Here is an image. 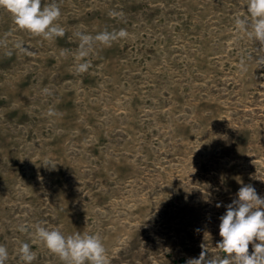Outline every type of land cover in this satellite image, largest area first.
Listing matches in <instances>:
<instances>
[{
	"label": "rangeland",
	"instance_id": "rangeland-1",
	"mask_svg": "<svg viewBox=\"0 0 264 264\" xmlns=\"http://www.w3.org/2000/svg\"><path fill=\"white\" fill-rule=\"evenodd\" d=\"M246 3L41 0L60 8L52 39L0 8L6 264H23L22 243L32 264H63L37 227L98 235L110 264L222 255L220 217L239 188L264 197V43L235 28ZM121 30L81 57L79 34Z\"/></svg>",
	"mask_w": 264,
	"mask_h": 264
},
{
	"label": "clouds",
	"instance_id": "clouds-1",
	"mask_svg": "<svg viewBox=\"0 0 264 264\" xmlns=\"http://www.w3.org/2000/svg\"><path fill=\"white\" fill-rule=\"evenodd\" d=\"M245 7L247 15L235 18V28L264 43V0H247ZM0 8L12 14L14 23L21 30L46 39L64 35V29L56 24L61 12L55 4L42 8L41 0H0ZM79 35L83 57L94 42L110 46L112 41L125 38L127 32H102L95 37ZM88 68L87 63H80L76 70L83 73ZM35 235L63 264H110L102 239L96 234L81 235L77 232L65 236L59 230L37 227ZM219 236L222 239L216 246L221 256L208 259L209 253L203 248L199 256L190 258L187 264H264V197L258 195L254 187H240L236 199L226 206L225 213L220 217ZM18 254L23 264H32L36 259L28 243L20 245ZM8 255L7 248L0 245V264H6Z\"/></svg>",
	"mask_w": 264,
	"mask_h": 264
}]
</instances>
